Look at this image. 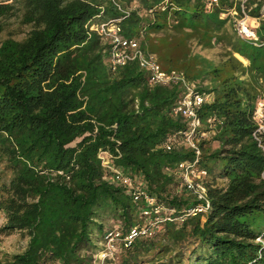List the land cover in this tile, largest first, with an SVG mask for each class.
I'll return each instance as SVG.
<instances>
[{
    "label": "trees",
    "instance_id": "trees-1",
    "mask_svg": "<svg viewBox=\"0 0 264 264\" xmlns=\"http://www.w3.org/2000/svg\"><path fill=\"white\" fill-rule=\"evenodd\" d=\"M132 2L137 7L129 8ZM244 6L258 20L256 41L241 38L230 19L232 9L242 16L241 0L0 4V15H16L29 27L23 38L0 42V176L9 175L0 183V231L28 237L22 251L0 254V264H97L94 254L111 221H120L123 231L135 223L144 202L106 178L101 150L172 210L151 236L119 244L103 264H264V133L258 140L253 135L256 98L264 91V0ZM168 14L199 45L221 40L226 47L219 63L183 59L188 81L213 97L198 116L221 121L213 138L219 147L207 154L201 144L200 163L212 183L208 209L195 214L187 212L197 204L193 196L165 171L192 159V151L161 147L183 127L171 113L183 89L149 86L135 61L112 71L108 44L88 30L89 22L118 21L122 34L147 50L143 36L166 27ZM217 178L226 182L214 185Z\"/></svg>",
    "mask_w": 264,
    "mask_h": 264
},
{
    "label": "built area",
    "instance_id": "built-area-1",
    "mask_svg": "<svg viewBox=\"0 0 264 264\" xmlns=\"http://www.w3.org/2000/svg\"><path fill=\"white\" fill-rule=\"evenodd\" d=\"M211 2L217 3V0H211ZM233 11L237 14L235 9ZM241 13L242 16H238L239 18L234 22L237 34L241 38L256 41L255 31L247 23L249 16L245 11L244 0H241ZM88 30L98 31L102 40L108 44L106 62L112 71L135 61L141 69L146 71V82L149 86H179L183 89L171 109L172 115L182 119L183 127L170 133L161 147L165 150L184 147L192 151L193 158L183 159L174 167H166L165 171L174 173L179 179L178 187L185 189L197 202L196 206L187 212L189 214H195L198 211L205 212L209 207L207 184L212 182L208 177L207 170L200 163L201 144L214 138L217 124H221V121L214 115L208 116L205 121H202L198 116V110L201 105L212 101V94L198 90L197 84L194 81H188L182 70L164 69L155 53L143 49L138 39L128 38L122 34L118 21L89 22ZM253 119L257 124L253 135L258 140V136L264 133L263 96L256 98ZM97 156L102 167L106 170V178L111 183L124 187L127 192L132 193L135 199H141L144 202L138 211V219L128 230L123 231L120 221H111L112 227L100 242L101 249L94 254V262L103 264L105 260L115 258L119 244L122 243L126 246L135 237L151 236L162 221L170 220L172 210H166L153 196L143 190L132 176L115 165L110 152L101 150ZM220 182L223 184L226 179L217 178L214 185H220Z\"/></svg>",
    "mask_w": 264,
    "mask_h": 264
},
{
    "label": "rangeland",
    "instance_id": "rangeland-1",
    "mask_svg": "<svg viewBox=\"0 0 264 264\" xmlns=\"http://www.w3.org/2000/svg\"><path fill=\"white\" fill-rule=\"evenodd\" d=\"M11 1L12 0H0V4L10 3ZM245 1L246 0H244V2ZM134 7H137V4L135 2H132L129 5V8ZM147 14L150 15L149 13ZM224 16H226V13L221 15V17ZM229 16L231 21L234 22L239 18L238 15L234 13L233 9L229 11ZM166 23V27L157 30H151V32H149V35L143 36L147 50L155 53L156 56L159 57L162 64L161 66L164 69H179L186 73L187 71L185 70V72L184 68L182 67L183 59L185 58L186 54V58H190L191 60L198 55L214 63H219L225 57L226 47L223 41L215 40L214 43L210 46L204 47L199 45L194 35L190 33L191 29L184 28L181 30L175 27L176 19L172 15L168 16ZM247 23L250 27H252V29L258 26V20L256 18L248 17ZM230 24L231 23L229 22L227 23L228 31L233 32V28ZM0 27V42L7 37L21 39L26 35V32L29 29L27 25H23L22 23H20V20L16 15L10 17L0 15ZM233 55L245 65L248 64V61L239 54L234 53ZM192 62H195V60H193ZM190 68L192 69L193 66H191ZM258 96L264 97V91ZM218 147V141L213 138L209 139L203 144L204 151H206L207 154ZM2 167L3 166L1 165L0 170H2ZM8 176V173H6L5 175H1L0 183L4 180L6 181ZM216 182L218 183L219 181ZM4 223L5 217L2 213H0V228ZM27 241L28 237L26 235H23L19 231H13L11 233H4L0 231V254L22 251L26 246ZM53 263L58 264L57 262Z\"/></svg>",
    "mask_w": 264,
    "mask_h": 264
},
{
    "label": "crops",
    "instance_id": "crops-1",
    "mask_svg": "<svg viewBox=\"0 0 264 264\" xmlns=\"http://www.w3.org/2000/svg\"><path fill=\"white\" fill-rule=\"evenodd\" d=\"M16 252H20V251H16Z\"/></svg>",
    "mask_w": 264,
    "mask_h": 264
}]
</instances>
